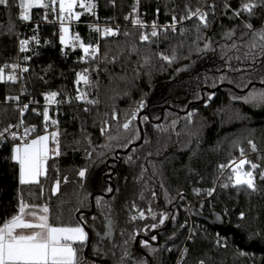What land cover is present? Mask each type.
Returning <instances> with one entry per match:
<instances>
[{"label": "trees", "instance_id": "1", "mask_svg": "<svg viewBox=\"0 0 264 264\" xmlns=\"http://www.w3.org/2000/svg\"><path fill=\"white\" fill-rule=\"evenodd\" d=\"M9 3V8L0 6V66L14 59L20 28L24 35H36L42 42L24 53L31 57L30 70L24 80L27 96L40 98L50 91L60 93L61 98L71 96L76 90V73L87 67L91 83L81 86L80 91L87 92L89 98L98 103L88 111L76 103L62 107L58 125L47 130L59 131L60 155L49 156L47 176L41 177L39 184L19 183L18 165L11 160V149L16 142L9 139L0 148V226L16 214L18 201L23 197L27 204L47 206L53 226H75L82 216L87 226L102 228L109 215L96 204V199L102 198L114 209L110 215L115 222L116 239L123 238L121 230L132 232L138 225L151 223L150 220L128 223L129 204L134 201L145 208L151 200L157 213L174 216L160 232V243L151 255L152 264H174L183 244H186L187 255L181 264H199L201 260L204 264H261L263 254L248 245L256 242L264 247V180H256V191L246 186L225 188L224 183H219L213 195L203 201L200 199L204 195L198 196L194 191L214 185L219 164L238 157L241 149L251 161L264 164V110L233 99L253 88L264 89L260 84L264 68L258 59L253 70L251 60L244 57L246 48L228 53L232 57L231 67L221 59L220 46L225 44L223 33L236 28L239 36L246 31L242 20L247 17L230 18L231 13L225 15L224 9L225 3L238 8L241 0H144L146 16L154 17L159 7L160 20L170 19L172 14L184 15L186 5L195 9L215 4V15H211L212 9H207L210 27L204 30V35L218 42L214 45L216 51L197 54L193 44L196 22L187 21L182 25L189 30L186 36L168 33L152 44L140 43L139 30L124 28L120 36L99 42L100 53L90 64L78 62L81 53L78 49L69 48L66 54L61 53L54 26L37 24V28V25L27 24L20 27L19 2L9 0ZM96 3L99 19L120 23L129 11L131 0H114V3L113 0H96ZM43 11L34 8L30 16L40 19ZM97 16L84 14L79 22H91ZM261 19H264V8L256 10L253 23L257 28ZM75 30L85 43H96V33L88 26L80 24ZM125 31L130 35L125 36ZM203 43V40L199 42L200 47ZM160 53L175 55V59L167 63L160 59ZM16 92L13 83H0V97ZM209 95H212L211 100ZM141 101L144 106L138 112V119L133 121L138 133L125 132L111 120L115 110L123 124L126 113ZM189 113H192L190 119ZM17 116L11 104L0 103V130L13 124ZM144 117L148 119L145 121ZM24 119L39 123L41 118L29 110ZM104 120L112 124L110 134L119 135L121 143L136 135L126 152L129 146L111 150L100 147L107 142V137L100 133ZM43 133L41 128L35 136ZM141 138V143L133 145ZM249 141L256 145V151L251 149ZM90 151L92 157L88 158ZM82 168H87L83 180L77 175ZM142 172L143 180L140 179ZM64 177L68 178L67 183L63 182ZM57 178L61 180L60 191L53 195L51 189ZM109 186L113 188L111 193L107 192ZM151 191L156 192L155 199ZM189 204L196 209L203 204L204 215L213 211L222 214L225 224L235 231L224 234L225 247L214 241L217 229L196 219L193 220V237L186 241L189 231L187 226L181 225L189 220L186 209ZM241 213L243 218H238ZM74 246L78 255L82 247Z\"/></svg>", "mask_w": 264, "mask_h": 264}, {"label": "snow or ice", "instance_id": "2", "mask_svg": "<svg viewBox=\"0 0 264 264\" xmlns=\"http://www.w3.org/2000/svg\"><path fill=\"white\" fill-rule=\"evenodd\" d=\"M140 2L141 0H134L131 12L126 15L124 19L130 21L133 28L139 30V41L141 44L155 43L160 38L161 34L167 37L169 31L174 35L179 33L180 36H186L189 30L186 28L178 29V25H183L187 21H195L194 30L196 39L193 41V44L197 54L204 55L216 51L214 45L218 42L204 35V30L210 27L208 20L210 13L207 9H212L211 15H215V4L205 5L204 8L196 7L195 9L186 5L184 15L178 17L172 14L169 23L160 25L157 22L160 15V8L157 7L155 9L156 19H154L151 24H148L141 18L139 10ZM0 6L9 8V0H0ZM18 7L20 8L19 19L25 22L31 21L30 12L32 9H43L44 21L59 25V44L61 46V53L66 54L65 50L69 48L73 51L78 49L82 53L78 60L80 63L90 64L97 58L100 53L99 41L101 39L120 35L119 27H109L107 26V22H105V26L103 27L98 23L89 25L90 31H94L97 34L96 44L85 43L79 33L72 31L73 25L80 21L82 15L88 14L90 16H97L96 9L98 5L96 0H19ZM258 8H264V0H241L240 6L236 9H233L231 4L225 3V15L231 13L230 18L238 20H241L244 16L247 17L246 20H242L243 27L246 31H242L240 35L237 36V29L230 28L222 35L225 44L220 46L222 53L221 59H223L229 67H231L230 61L232 57H230L228 53L232 50L239 52L241 48H246L247 51L244 52V57L247 60H251L253 70H255V64L258 59L261 61V67L264 68V19H261L259 28L253 23V20L256 19V10ZM49 15L53 17L51 21L48 20ZM123 34L129 36L130 32L125 31ZM201 40L204 41L203 47H200L199 44ZM31 42H35L36 45L40 43L36 35H33L29 39L19 40V52L22 54L26 53ZM182 44L183 42H181V46ZM133 51H137V49L133 48ZM159 56L161 60L167 63H172L175 59V55L168 56L160 53ZM235 58L237 60L240 59L239 56ZM30 60V56L24 55L22 62L5 63L3 66H0V83H17L22 78L23 74L30 70L28 67L22 66V63H27ZM145 62H148L147 58ZM89 71L90 69L86 67L82 72L76 73L75 83L79 85L83 82L85 85H90ZM222 80L223 77H221V81ZM248 83H251V80H249ZM260 84L264 85V79L260 80ZM239 86L240 85H238V87ZM243 86L247 87V85ZM42 95L45 101L43 111L36 112L35 109H32V111L35 112L36 115L43 117L45 134L37 135L31 140H28V137L36 133L39 129L36 125L25 126L23 117L29 109V104L20 105L19 96L5 97L6 102H16L18 106L17 110L20 113V121L18 124H9L7 127L0 130V143H4L9 139L13 142L17 140L20 141L18 144L13 143L11 160L19 167V183L21 185L39 184L40 178L42 176H47V160L49 159L50 153H54L57 156L60 155L59 131L51 133L47 131L49 124L58 125L57 120L50 118L49 106L59 105L62 102L58 99L60 93L50 91ZM87 97L88 93L81 92L78 87L75 100L90 105H96L98 103V100L88 99ZM208 99L211 100L212 95H209ZM233 99H242L244 103H264V89L257 91L253 88L242 98L233 97ZM29 103L37 102L30 101ZM68 103H71V99L68 100ZM143 106L144 102L141 101L136 110L126 113L123 124H120L119 114L115 110H113L111 114V120L125 132L133 131L134 133H138V129L133 128V121L138 119V112ZM84 110L88 111L87 108ZM191 116L192 113H189L188 118L190 119ZM147 119V117H144L145 121ZM173 123H175V121ZM111 127L112 124H110L108 120L102 121L100 133L102 136L107 137V142L100 146L103 149L111 150L117 146L126 148L137 138L136 135H133L130 138H125V142L121 143L119 135L113 136L110 134ZM20 129H22V131H20ZM50 139L56 145L55 148L49 147ZM248 143L252 150L256 151V145L252 141ZM240 152L241 157H243L244 150L241 149ZM87 156L91 158L92 152H88ZM128 159L131 161L132 157L129 156ZM245 165H249L250 170H243ZM219 167L222 173L225 168H230V174L227 179L231 182L232 187L246 186L252 191L257 190L252 170L257 169L259 165L241 158L238 162L229 161L228 165L222 164ZM86 173L87 168H82L78 171L77 175L83 180L86 178ZM140 179H144L143 172L141 173ZM260 179L264 180V172L260 174ZM63 182L67 183L68 178L64 177ZM60 184L61 180L57 178L51 189L53 195H56L60 191ZM145 187H147V185H145ZM161 187H163L162 184ZM222 187L227 188L229 184L225 183ZM112 191L113 188L109 186L107 192L111 193ZM194 191L196 195L200 194L199 189ZM214 192L215 188H209L207 190V195L211 197ZM178 195L183 199L182 193ZM151 197L152 199L156 198L155 191H151ZM141 199H143V196H141ZM96 204L109 214L105 217L106 223L104 227L106 230L103 236H101L99 232H97L96 235L100 237L101 240L110 239L113 234L115 223L110 214L114 212V209L110 205L104 203L102 198H97ZM48 213L49 208L47 206L26 205L23 202V197L20 198L16 214L12 215L10 219H5L2 226H0V264H80L77 256V248L74 245L83 247L87 244L89 234L85 231L84 227L86 221L81 216L80 221L75 226L57 227L50 224ZM126 215L128 223H133L137 220H150L151 223L138 225L132 232L121 230L120 235L123 237L122 241L118 244L113 242L111 245L113 249L118 248L120 252L117 264H150L147 256L155 252L150 241H156L157 235H151L147 239L139 241V248L148 250L147 256L143 254L139 256L134 255L132 251L133 243L141 232L147 236L149 232L156 231L158 226H163L167 220L174 219V216L170 217L164 212L157 213L151 206V200L148 201L145 208H140L134 201L131 202L127 208ZM241 218H243V213H241ZM95 219L96 217H93V220ZM181 227H183V225H181ZM217 243L219 244L220 241L218 240ZM167 250L171 251V249ZM186 251L185 249V252ZM113 255H115V252H113ZM199 264H204V261L201 260Z\"/></svg>", "mask_w": 264, "mask_h": 264}, {"label": "built area", "instance_id": "3", "mask_svg": "<svg viewBox=\"0 0 264 264\" xmlns=\"http://www.w3.org/2000/svg\"><path fill=\"white\" fill-rule=\"evenodd\" d=\"M143 2H144V0H141V2H140V9H139V10H140V14H141V18L144 19L148 24H151V22H152L154 19H156V16L154 15V17H151V18H148V17L146 16V11L144 10ZM133 3H134V0H131V5H130L129 11H128V13H127L126 15H128V14L131 12V9H132V5H133ZM210 3H211V2H208L207 4H210ZM19 15H20V8H18V13H17V17H18V18H19ZM43 16H44V11H43V13H42L40 19H37V20H36V19H32V18H31V21H30V22H25V21H21V20H20V21H21V25H20V27H21V26L24 27V26L27 25V24H33V25H37V24H41V25H43V24H46V25H52V26H54V27L56 28V30H57V34H58V36H59V25L56 24V23H47V22H45L44 19H43ZM52 19H53V17L49 15L48 20L51 21ZM105 22H107V26H109V27H113V28H115V27L118 26L119 29H120V33H121V30L124 29V28H133V26H132V24L130 23V21H126L125 19H123L122 22L118 23V22H115V21H109V20L99 19V18H98V20H97V18H95V19H94L93 21H91V22H85V23L78 22V23L74 24L73 27H72V31L76 32L75 27H76L77 25H80V24H82V25H86V26L89 27V25H93V24H97V23H98L101 27H103V26H105ZM157 22H158L160 25H164V24L169 23V22H170V19L160 20V19L158 18V21H157ZM179 28H182V25H178V29H179ZM168 33H172V32L169 31ZM168 33H167V34H168ZM161 35H163V34H161ZM32 36H33V35H27V36H26V35H24L23 31L20 30V28L18 29V31H17V38H16V55H15L14 59H13L11 62H9V63H12V62H22V60H23V56H24V53L22 54V53L19 52V40H21V39H29V38H31ZM118 36H120V35H118ZM118 36H115V37H118ZM37 37H38V36H37ZM115 37H113V38H115ZM96 38H97V34H96ZM38 39H39V41H40L39 45H36L35 42H31L28 51L30 50L31 47H32V48H35V47H38V46L41 45L42 42H41V40H40L39 37H38ZM101 40H103V39H101ZM101 40H100V41H101ZM100 41H99V42H100ZM96 43H97V41H96ZM96 43H92V44H96ZM81 54H82V53H80V55H81ZM80 55H79V57H80ZM79 57H78V60H79ZM159 57H160V56H159ZM22 66H26V67L29 68V61H28L27 63H22ZM25 75H26V73L23 74L22 78H21L17 83H13V84L16 86V88H17V92H16V94H14V95L6 94V95L0 97V103L11 104V105L17 110V107H18V106H17L16 102H15V101H12V102H6L5 97H8V96H13V97L19 96V97H20V101H19L20 105H23V104H29V109L26 111V113H27L29 110H31V112H32L33 114H35V112H33L32 109H35L36 112H42V111H43V108L45 107V101H44L43 95H42L40 98H33V97H31V96H27V95L25 94V93H26V91H25V89H24ZM77 88H78V86H76V90H75V92H74L71 96H68V97H65V98L58 97V99H59L60 101H62L59 105H50V106H49V115H50V118H51V119L57 120L58 123H59L60 116L63 115L62 107H63L64 105H69V104H71V103H76V104H80V105H82L84 109H85V108L88 109L89 107H93V106H94V105H90V104L82 103V102H80V101L75 100V97H76V95H77ZM79 89H80V88H79ZM81 92H82V91H81ZM87 98L90 99L89 96H88ZM69 99H71V103H68V100H69ZM30 101H36L37 103H29ZM139 104H140V102L136 103V104L133 106L132 111H133V110H136ZM140 110H142V109H140ZM17 112H18V116H17L16 121H15L13 124H18L19 121H20V113H19L18 110H17ZM26 113H25V115H26ZM25 115H24V116H25ZM39 117L41 118L39 123H36V122H27V121L24 119V117H23V120H24L25 126L36 125L37 128H38L39 130H40L41 128L44 129V125H43V117H42V116H39ZM55 126H57V125H51V124H49L48 129L53 128V127H55ZM13 130H15V129H13ZM39 130H38L36 133L31 134V135L28 137V140L33 139V137H35V135L39 132ZM20 131H22V129H20ZM15 142H16L17 144L20 143L19 140L15 141ZM4 144H5V142H4V143H0V148H1ZM251 149H252V148H251ZM241 158H244V159H247V160L251 161V160L249 159V155H248L247 153H244V156H243V157H241V154H240L238 157L232 159L231 161H236V162H238ZM251 162H252V163H255V164H257V165H259V167H258L257 169L252 170V171H253V175H254V177H255V182H256V180L260 179V174H261L262 172H264V164H261V163L258 162V161H251ZM222 164H223V165H228V164H229V161H228L227 163H221V164H219V166L222 165ZM219 166H218V174H217V178H216V180H215L214 185H212V186H210V187H207V188H204V189H201V190H200V194H199L198 196H203V195H204L203 198L200 199L201 201H203L204 198H209V196L207 195V190H208L209 188H215V189H216V186H217L219 183H224V184H225V183H228L229 185H231V182L228 181V179H227L228 175L230 174V168H225V169L223 170V173H222V172H221V169H220ZM243 170H245V171L250 170V166H249V165H245ZM19 200H20V199H19ZM23 202L27 205V202H26L25 199H23ZM18 203H19V201H18ZM186 209H187V215H188L189 220L186 221V222L183 224V226H187V228H188V231H189V232H188V235H187V237H186V241H190V240L192 239V237H193L192 234L194 233V229H195V225H194V223H193L194 218H193L192 215H191V210H192L193 208L191 207V204H189V205H187ZM195 209H196V208H195ZM202 209H204V205H203V204H200V205H199V209H197V210H198L201 214H202V212H201ZM238 218H241V214L238 216ZM218 240L220 241L219 244L217 243ZM214 241H215V243L218 244L220 247H225V245H226V238H225V235H224L222 232H220V231H216V233L214 234ZM185 249L187 250L186 244H183V246L181 247V249H180V251H179L177 257L175 258L174 264H181V263L183 262L184 258H185L186 255H187V251L185 252Z\"/></svg>", "mask_w": 264, "mask_h": 264}, {"label": "water", "instance_id": "4", "mask_svg": "<svg viewBox=\"0 0 264 264\" xmlns=\"http://www.w3.org/2000/svg\"><path fill=\"white\" fill-rule=\"evenodd\" d=\"M249 86L246 87L248 89ZM144 113V112H143ZM142 138L133 145L141 143ZM130 148V146L125 150V152ZM93 209V206H92ZM191 215L194 219L204 222L208 224L210 227L217 229L218 231L222 232L223 234H227L230 232H235L233 228L225 224V220L221 213L218 211H213L210 215L201 214L197 209L193 208L191 210ZM85 231L89 234V240L85 246L82 256H78L80 264H104L107 262L109 264H113L112 259L114 258L113 252L119 249H113L111 247L112 243H120L123 238L117 237L118 241L116 240L115 228L113 227V234L110 239L101 240L100 237L96 235L97 232L103 236L104 231L106 230L104 226L102 228L94 227V226H87L84 225ZM121 240V241H119ZM240 242L242 238L239 237ZM249 248L252 250L263 254V258L261 260V264L264 263V247L259 246L256 242H251L248 245ZM88 248L90 249V253H88ZM107 256L109 257L107 259Z\"/></svg>", "mask_w": 264, "mask_h": 264}, {"label": "flooded vegetation", "instance_id": "5", "mask_svg": "<svg viewBox=\"0 0 264 264\" xmlns=\"http://www.w3.org/2000/svg\"><path fill=\"white\" fill-rule=\"evenodd\" d=\"M169 220H167L165 223H169ZM84 225H87V224H84ZM163 227H164V225L163 226H158V229L156 231L149 232L147 236H145L144 233L141 232L140 235L136 237V240L133 243L132 251H133L134 255L139 256V255L143 254V255L147 256L148 250L140 249L139 248V241L143 240V239H147L151 235H157V240L156 241H150V243L152 245V248H155L157 245H159V243H160V232L163 229ZM116 240L118 241V238ZM119 241H121V240H119ZM85 246H86V244L81 248V252L77 256H82L83 255V251L85 249ZM89 251H90V249L88 248V253H90ZM114 252H115V255H114V258L112 259V262H113V264H117V260L119 259L120 252H119V250L118 251L115 250ZM108 258L109 257L107 256V259ZM147 258L150 261V264H152L151 263V255L147 256ZM104 264H109V263L107 261V262H104Z\"/></svg>", "mask_w": 264, "mask_h": 264}, {"label": "rangeland", "instance_id": "6", "mask_svg": "<svg viewBox=\"0 0 264 264\" xmlns=\"http://www.w3.org/2000/svg\"><path fill=\"white\" fill-rule=\"evenodd\" d=\"M18 2H19V0H18ZM75 80H76V78H75ZM79 85H80V86H79ZM79 85L76 84V86H79V88H80L81 86L84 85V83L81 82ZM247 94H248V93H247ZM247 94H239L238 97L242 98L243 96H245V95H247ZM240 100H242V99H240ZM242 101H243V100H242ZM247 104H249V105L255 107L256 109L264 110V103H260V104L247 103ZM54 131H56V130H55V129H52V130H49L48 133H51V132H54ZM44 134H45V132H44L42 135H44ZM49 147H50V148H55V147H56V145L51 141V139H50V141H49ZM53 154H54V153H50V156L53 155ZM18 174H19V167H18Z\"/></svg>", "mask_w": 264, "mask_h": 264}, {"label": "crops", "instance_id": "7", "mask_svg": "<svg viewBox=\"0 0 264 264\" xmlns=\"http://www.w3.org/2000/svg\"><path fill=\"white\" fill-rule=\"evenodd\" d=\"M42 135V134H41ZM33 138H35V137H33ZM18 176H19V174H18ZM43 177V176H42ZM40 207H43V206H40Z\"/></svg>", "mask_w": 264, "mask_h": 264}]
</instances>
